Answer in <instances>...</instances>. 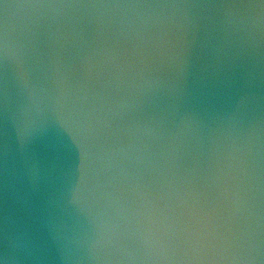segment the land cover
<instances>
[{"label":"water","instance_id":"1","mask_svg":"<svg viewBox=\"0 0 264 264\" xmlns=\"http://www.w3.org/2000/svg\"><path fill=\"white\" fill-rule=\"evenodd\" d=\"M0 264H264V0H0Z\"/></svg>","mask_w":264,"mask_h":264}]
</instances>
